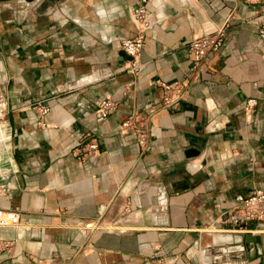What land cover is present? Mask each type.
Segmentation results:
<instances>
[{"label":"crops","instance_id":"1","mask_svg":"<svg viewBox=\"0 0 264 264\" xmlns=\"http://www.w3.org/2000/svg\"><path fill=\"white\" fill-rule=\"evenodd\" d=\"M137 1L0 0L17 167L0 179V208L21 214L17 227L0 226V264H264V222L230 230L260 235L246 253L207 247L212 232L229 231L217 227L223 213L264 189V0H150L134 74L121 41L136 34ZM225 24L185 97L163 106L159 81L185 78L190 41ZM101 97L118 101L105 118ZM39 101L50 107L42 122ZM134 112L151 128L145 152L120 131ZM93 137L99 149L85 158L78 147Z\"/></svg>","mask_w":264,"mask_h":264},{"label":"built area","instance_id":"2","mask_svg":"<svg viewBox=\"0 0 264 264\" xmlns=\"http://www.w3.org/2000/svg\"><path fill=\"white\" fill-rule=\"evenodd\" d=\"M150 0H138L131 12V18L136 25V34L133 37L124 38L121 41L122 50L130 57L128 70L134 74L141 71L142 65L138 61V56L142 50L148 29L154 23L151 13ZM232 15V14H231ZM230 15V16H231ZM258 34L264 41V8L260 14ZM226 37V24L212 32H206L194 37L189 43L191 54V64L185 78L173 81H159L163 88L162 105L168 106L183 99L186 95L190 82L195 79L205 67L207 56L219 50ZM258 101L251 97L247 100L245 110L251 113ZM32 107L38 110L40 121L49 112L50 107L44 101L33 103ZM118 107V101L112 97H101L95 103V114L100 118H105L114 113ZM9 104L4 91V86L0 83V179H10L17 171L16 164L10 152L13 140V131L8 119ZM147 119L145 115L137 112L131 113L120 125V131L128 130L133 132L137 143L143 152L149 148V136L151 128L144 123ZM142 120V122H139ZM83 157L95 155L99 149L96 138H92L78 147ZM233 213L241 223L264 222V189H255L250 195L244 197L239 205L223 213ZM21 214L18 211L0 208V226H14L20 224ZM9 244V243H8ZM8 244H1L0 249ZM155 264H175L172 259L162 257L156 259Z\"/></svg>","mask_w":264,"mask_h":264},{"label":"water","instance_id":"3","mask_svg":"<svg viewBox=\"0 0 264 264\" xmlns=\"http://www.w3.org/2000/svg\"><path fill=\"white\" fill-rule=\"evenodd\" d=\"M129 57V56H128ZM130 58V57H129ZM252 191H248L245 193V196H248L251 194ZM235 226L236 229H238V227L243 226V224H241L240 221H238L236 219L235 214L233 213H227L224 214L221 217V221H219L217 223V227L218 228H224L226 230L229 229V231H218V232H212L211 236H212V241L211 243H209L207 245L208 248L212 247L213 245L215 247H217L219 244H225L226 247H224L223 252H233L234 249H237V251H240L242 253H246V249H248L251 244H257V246H259L260 244V235H253L250 232H237V231H230L232 229V227ZM234 243V248L232 246V244ZM227 245H229V247H227ZM231 245V246H230ZM216 251V248L213 249V252ZM207 251L204 250L203 254L204 257L206 258V253ZM208 256V255H207ZM241 256V255H239ZM210 257V256H208Z\"/></svg>","mask_w":264,"mask_h":264},{"label":"clouds","instance_id":"4","mask_svg":"<svg viewBox=\"0 0 264 264\" xmlns=\"http://www.w3.org/2000/svg\"><path fill=\"white\" fill-rule=\"evenodd\" d=\"M119 11V8L118 6H115V7H112L110 10H105L104 8H99L97 9V14L100 16V17H106L108 16L110 13L111 14H114L116 12Z\"/></svg>","mask_w":264,"mask_h":264}]
</instances>
